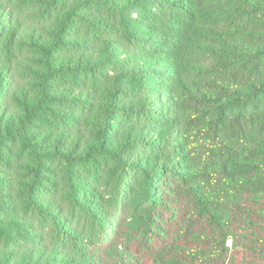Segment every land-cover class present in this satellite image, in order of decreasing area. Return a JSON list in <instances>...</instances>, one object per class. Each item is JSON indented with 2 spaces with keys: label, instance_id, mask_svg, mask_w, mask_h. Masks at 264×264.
Returning a JSON list of instances; mask_svg holds the SVG:
<instances>
[{
  "label": "trees",
  "instance_id": "trees-1",
  "mask_svg": "<svg viewBox=\"0 0 264 264\" xmlns=\"http://www.w3.org/2000/svg\"><path fill=\"white\" fill-rule=\"evenodd\" d=\"M0 264H264V0H0Z\"/></svg>",
  "mask_w": 264,
  "mask_h": 264
}]
</instances>
